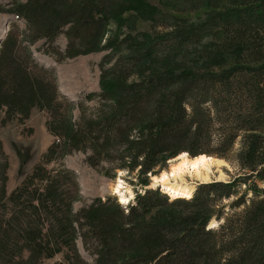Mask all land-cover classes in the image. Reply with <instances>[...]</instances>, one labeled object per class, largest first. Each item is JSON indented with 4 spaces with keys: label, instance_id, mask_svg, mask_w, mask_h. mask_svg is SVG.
Wrapping results in <instances>:
<instances>
[{
    "label": "trees",
    "instance_id": "16d2710c",
    "mask_svg": "<svg viewBox=\"0 0 264 264\" xmlns=\"http://www.w3.org/2000/svg\"><path fill=\"white\" fill-rule=\"evenodd\" d=\"M127 13L147 29L134 33ZM0 14L12 17L0 42V119L45 112L53 137L9 196L0 142V264H264V0H8ZM100 52V90L76 100L39 57ZM76 153L109 176L136 173L142 189L122 204L86 203L66 165ZM183 153L237 173L190 199L149 189Z\"/></svg>",
    "mask_w": 264,
    "mask_h": 264
},
{
    "label": "rangeland",
    "instance_id": "374dc122",
    "mask_svg": "<svg viewBox=\"0 0 264 264\" xmlns=\"http://www.w3.org/2000/svg\"><path fill=\"white\" fill-rule=\"evenodd\" d=\"M7 1L8 0H0V4ZM125 16L132 17L134 19V33L145 31L147 29L148 23L139 18L137 14L127 13ZM11 20V16L0 14V35L3 29L9 30ZM5 21H8V29H5ZM20 25L22 26L23 24L20 23ZM118 25L119 23L117 22L111 24L109 28V35H112L115 32ZM57 44L60 45V47L65 48V38L60 37ZM104 56L105 52H100L80 56L74 59H67L63 63L57 64L51 58L39 55L41 61L56 69L60 93L63 95L65 94L74 100L78 99L83 93L98 92L100 90L99 63ZM46 121L47 114L39 110H34L29 119L24 122L13 121L4 124L0 119V142L3 145V149L8 156L10 163V167L7 171V196H9L12 191L21 184L23 179L32 172L34 166L39 162L41 156L47 151L48 147L53 142V137L49 134L46 128ZM171 160L173 159H170L164 170L156 176H160L164 173L169 174L172 167L181 162L180 160L172 163ZM223 162L225 164L214 162L210 166V178L206 182L198 179L197 176H192L187 173L182 174L181 178H171L170 183L196 191L200 184L213 181L227 182L237 173V169L225 160H223ZM66 165L77 175L81 188V194L82 197L87 200L86 203H89L95 198H105L109 195L116 197L121 203L122 196L128 197L132 200L134 198L135 191L137 189H142L140 186H137L139 180L136 178V173L129 174L126 171L119 170L114 176H109L108 173H106L107 165L103 164L98 168H93L85 162V155L82 153H76L68 157L66 159ZM152 177L154 176H149V189H158L162 194L167 196L170 195L171 197L168 196L170 199L179 197L190 199L185 196L173 195L171 190H168V188H165L159 183L156 184L152 180ZM119 183H121L124 187L121 194L113 190L115 185ZM229 202L230 201H224L223 204L228 206ZM82 205V202H77L74 206L75 210L77 211L80 207H82ZM78 249L86 260L92 262V259L84 251L80 241H78ZM58 259L59 257L54 260L45 261L43 264H53Z\"/></svg>",
    "mask_w": 264,
    "mask_h": 264
},
{
    "label": "bare ground",
    "instance_id": "6f19581e",
    "mask_svg": "<svg viewBox=\"0 0 264 264\" xmlns=\"http://www.w3.org/2000/svg\"><path fill=\"white\" fill-rule=\"evenodd\" d=\"M5 32V30H2L1 35ZM0 35V37H1ZM176 166L172 167V170L169 174H161L160 176H154L152 177L153 181L156 184H161L165 188H168V190H171V193L176 196H185L188 198H191L195 191H192L191 189L184 188L180 185H174L170 183L171 178H181L182 174H191L192 176H197L198 179L204 180L206 182L210 178V166L216 162V163H224L223 160H219L216 158L208 157L206 155H201L196 158H191L188 156L187 153H183L179 155L177 158L171 160L172 163L180 161ZM225 164V163H224ZM116 187V188H115ZM114 191H117L119 194H121V191H123V186L121 183L115 185ZM117 194V193H116ZM170 196V195H169ZM171 197V196H170ZM184 198V197H179ZM123 202L129 201L130 199L128 197L122 196L121 199Z\"/></svg>",
    "mask_w": 264,
    "mask_h": 264
},
{
    "label": "water",
    "instance_id": "95a60500",
    "mask_svg": "<svg viewBox=\"0 0 264 264\" xmlns=\"http://www.w3.org/2000/svg\"><path fill=\"white\" fill-rule=\"evenodd\" d=\"M5 29H8V21H5ZM7 32H8V30H5V32L3 33V35L0 37V42L5 37V35H6Z\"/></svg>",
    "mask_w": 264,
    "mask_h": 264
}]
</instances>
